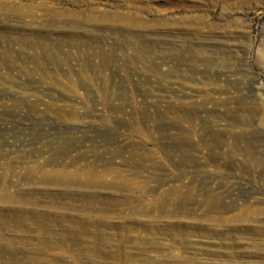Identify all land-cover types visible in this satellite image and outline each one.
I'll return each instance as SVG.
<instances>
[{
  "label": "rangeland",
  "instance_id": "1",
  "mask_svg": "<svg viewBox=\"0 0 264 264\" xmlns=\"http://www.w3.org/2000/svg\"><path fill=\"white\" fill-rule=\"evenodd\" d=\"M220 137L242 151L219 152ZM114 146L125 149L114 167L132 178V217L212 216L218 209L203 199L226 181L239 183L241 207H264V0H0V161L22 166L67 147L75 165L102 169ZM92 220L100 226L79 230L69 220L0 218V264L226 256L133 219ZM224 248L252 260L241 264H264L260 246Z\"/></svg>",
  "mask_w": 264,
  "mask_h": 264
},
{
  "label": "bare ground",
  "instance_id": "2",
  "mask_svg": "<svg viewBox=\"0 0 264 264\" xmlns=\"http://www.w3.org/2000/svg\"><path fill=\"white\" fill-rule=\"evenodd\" d=\"M220 138L213 144L219 152L223 148L228 152L242 151L239 146L229 145L223 137ZM241 140V136L234 138L236 144ZM70 152L69 148L64 147L48 159L28 158L22 166L0 161V218L5 224L9 221L19 224L35 218L49 222L69 220L82 230L99 227L100 221L92 218L108 215L136 220L149 232L159 231L170 237H182L180 243L197 252L202 250L203 253L206 249L204 244H211L215 247L213 249L226 252L221 259H198L194 261L195 264H241L252 261L240 259L243 254L240 256V252L232 256L230 250L224 248L226 245L237 251L245 245L264 249V243L242 238L245 233H252L257 239L264 236V226L258 233L253 230L257 224L264 223V207H241L240 199L232 196L235 189L232 187L239 183L228 180L227 184L224 181L226 185L221 184L222 189L209 191L203 203L218 209L216 214L209 217H132V178L114 167V161L122 156L125 149L119 146L104 149L99 158L102 169L93 163L75 165L76 158ZM128 152L132 157V152ZM122 164L127 165L128 160H122ZM161 208L164 209V204H161ZM127 209L131 212L129 216L126 215ZM234 209L236 212L233 214H226ZM172 213L176 214L177 211ZM158 222L164 224H156ZM192 235L202 243H192L188 238ZM213 237L216 240L213 241ZM219 238L231 242H222ZM164 248L168 251L170 246L165 244ZM127 263L130 264L128 260Z\"/></svg>",
  "mask_w": 264,
  "mask_h": 264
}]
</instances>
